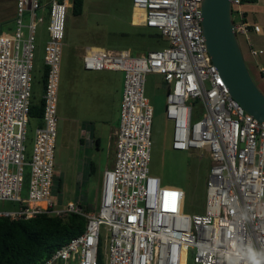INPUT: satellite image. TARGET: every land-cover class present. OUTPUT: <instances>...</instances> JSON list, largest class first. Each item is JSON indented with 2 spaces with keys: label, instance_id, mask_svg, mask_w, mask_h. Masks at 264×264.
Returning a JSON list of instances; mask_svg holds the SVG:
<instances>
[{
  "label": "built area",
  "instance_id": "1",
  "mask_svg": "<svg viewBox=\"0 0 264 264\" xmlns=\"http://www.w3.org/2000/svg\"><path fill=\"white\" fill-rule=\"evenodd\" d=\"M202 1L132 0L133 23L158 31L167 42L161 50L137 56L124 50L85 51V70L123 74L114 166L103 174L98 209L86 213L79 203L57 210L51 200L56 102L71 0L47 4L42 126L34 129L29 155L36 33L45 17L41 0H16L14 30L0 33V202L19 205L0 211V217L16 221L74 213L86 219L83 233L44 264H184L186 259L191 264H226L223 253L233 239L264 249V124L231 97L212 64L201 28ZM231 8L234 32L248 41L241 0H231ZM250 54L257 56L254 50ZM148 74L161 76L167 88L165 117L173 126L172 150L205 151L210 158L203 215L183 214V191L162 186L150 174L153 107L144 92ZM26 177L27 197L21 199Z\"/></svg>",
  "mask_w": 264,
  "mask_h": 264
},
{
  "label": "rangeland",
  "instance_id": "2",
  "mask_svg": "<svg viewBox=\"0 0 264 264\" xmlns=\"http://www.w3.org/2000/svg\"><path fill=\"white\" fill-rule=\"evenodd\" d=\"M133 12L132 0H84L82 13L78 16L73 14L72 7H70L66 13L64 27L63 69L66 71L67 68L80 62L87 48L124 50L132 56H137L166 47L167 42L158 31L133 23ZM234 19L237 21L236 18ZM45 28L46 22L39 24L36 33L32 70V99L35 103L41 100L43 93L44 45L47 39ZM66 80L67 75L59 74V104L62 99V86ZM253 80L257 84L254 78ZM161 83L160 76L149 75L145 78V97L153 107L149 171L152 176L160 179L162 186L183 191V214L203 215L206 209V181L210 158L205 151L172 150L173 126L165 117L167 88L161 87ZM200 116L201 114L197 115L196 119ZM34 129L35 125L32 122L29 123L26 145L28 155L31 152V138ZM58 143L59 138L55 142L54 178L51 188V200L55 203V209L64 210L70 202L76 203L77 199L82 196L81 192L86 190L87 202L83 206L90 205L93 207L91 211H96L99 205V201L94 198L97 179L91 177L88 187L78 191L73 183L74 180L67 175L65 177L68 157ZM27 192L28 179L26 177L20 194L21 199H26ZM18 205L13 202H0V211H13L18 208ZM104 237L105 233H102L101 245L104 243ZM101 256L104 258V254ZM188 261L191 264L190 259Z\"/></svg>",
  "mask_w": 264,
  "mask_h": 264
},
{
  "label": "crops",
  "instance_id": "3",
  "mask_svg": "<svg viewBox=\"0 0 264 264\" xmlns=\"http://www.w3.org/2000/svg\"><path fill=\"white\" fill-rule=\"evenodd\" d=\"M41 1L40 14L45 17L47 27L49 0ZM15 3L16 0H0V33L2 34L10 35L14 30ZM241 10L249 27L248 41L239 38L241 48L249 71L264 94V75L261 73L264 69V0H246L241 4ZM63 49L64 44L59 74L67 75V80L62 86L61 104L58 102V86L56 118L58 144L63 147L68 157L65 177L67 175L74 180L73 183L78 191L88 187L91 177L96 178L97 189L94 198L99 201L103 174L111 169L115 162L123 74L118 71H87L83 68L82 59L65 71L62 67ZM87 49L106 50L101 47ZM250 50L256 51L257 56L253 57ZM161 87L165 89L163 79ZM31 122L35 128L42 126V121L31 120L29 123ZM85 191L81 192L82 196L76 203H79L83 209L93 212L92 206H83L87 202Z\"/></svg>",
  "mask_w": 264,
  "mask_h": 264
},
{
  "label": "trees",
  "instance_id": "4",
  "mask_svg": "<svg viewBox=\"0 0 264 264\" xmlns=\"http://www.w3.org/2000/svg\"><path fill=\"white\" fill-rule=\"evenodd\" d=\"M83 4L84 0H71L74 15H81ZM45 74L46 69L43 86ZM42 112V100L35 103L31 98L29 122L42 121ZM85 225L86 219L74 213L63 216L43 213L16 221L0 217V264H44L58 249L82 234ZM186 263L189 264L187 259Z\"/></svg>",
  "mask_w": 264,
  "mask_h": 264
},
{
  "label": "water",
  "instance_id": "5",
  "mask_svg": "<svg viewBox=\"0 0 264 264\" xmlns=\"http://www.w3.org/2000/svg\"><path fill=\"white\" fill-rule=\"evenodd\" d=\"M201 28L207 53L231 97L264 124V94L253 80L234 32L231 0H203Z\"/></svg>",
  "mask_w": 264,
  "mask_h": 264
},
{
  "label": "clouds",
  "instance_id": "6",
  "mask_svg": "<svg viewBox=\"0 0 264 264\" xmlns=\"http://www.w3.org/2000/svg\"><path fill=\"white\" fill-rule=\"evenodd\" d=\"M231 231L230 229V234ZM223 257L226 264H264V249L256 248L251 242L244 244L238 239H233Z\"/></svg>",
  "mask_w": 264,
  "mask_h": 264
},
{
  "label": "bare ground",
  "instance_id": "7",
  "mask_svg": "<svg viewBox=\"0 0 264 264\" xmlns=\"http://www.w3.org/2000/svg\"><path fill=\"white\" fill-rule=\"evenodd\" d=\"M184 264H185V262H184Z\"/></svg>",
  "mask_w": 264,
  "mask_h": 264
}]
</instances>
